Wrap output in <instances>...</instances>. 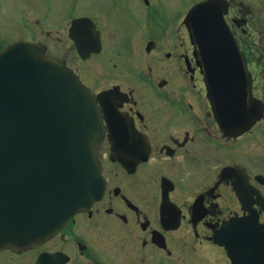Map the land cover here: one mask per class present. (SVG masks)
Listing matches in <instances>:
<instances>
[{
  "label": "flooded vegetation",
  "instance_id": "flooded-vegetation-1",
  "mask_svg": "<svg viewBox=\"0 0 264 264\" xmlns=\"http://www.w3.org/2000/svg\"><path fill=\"white\" fill-rule=\"evenodd\" d=\"M19 1L9 12L18 22L0 28V51L21 41L49 49L47 36H66L71 60H64L102 111L107 186L49 240L0 251V264H233L216 233L250 217L264 228V0H226L225 19L262 109L239 131L218 123L186 25L189 10L208 0H138L139 12L104 0V16L116 8L120 28L142 37L111 53L103 34L114 23L106 17L99 27L89 14L76 15L75 0ZM81 17L95 23L102 39L101 53L84 60L71 37Z\"/></svg>",
  "mask_w": 264,
  "mask_h": 264
},
{
  "label": "water",
  "instance_id": "water-1",
  "mask_svg": "<svg viewBox=\"0 0 264 264\" xmlns=\"http://www.w3.org/2000/svg\"><path fill=\"white\" fill-rule=\"evenodd\" d=\"M220 10L218 2L199 4L187 24L203 50L216 116L224 125L243 127L254 117L247 105L251 92ZM82 37H75L78 48ZM88 38L99 52V36ZM45 54L46 48L26 42L0 53V249L51 238L105 191L100 147L105 128L94 94L64 62ZM250 228L256 232L218 240L235 264L260 263L262 233Z\"/></svg>",
  "mask_w": 264,
  "mask_h": 264
},
{
  "label": "rangeland",
  "instance_id": "rangeland-1",
  "mask_svg": "<svg viewBox=\"0 0 264 264\" xmlns=\"http://www.w3.org/2000/svg\"><path fill=\"white\" fill-rule=\"evenodd\" d=\"M34 1V0H32ZM104 0H75L74 1V12L75 14H89L91 17L95 18L99 27H102L104 24V20H106L104 17L105 11L102 7L104 5ZM19 3L21 1L19 0H0V28H2L3 25H5L7 22L9 23H17L18 21L11 19V16L9 12H16L17 8H20ZM110 4V3H109ZM120 7H123L124 9L129 8L132 12H139L140 6L138 4V0H121L119 2ZM109 6V5H108ZM169 7H173V5L167 4ZM111 8H107L109 10ZM11 16V17H10ZM111 19H110V18ZM110 22H113L114 25L112 26V33L105 32L103 35L105 39V46L107 47L108 52H113L115 49H122L124 47V43H126L127 40L134 38L135 40H139L141 35H138L139 32H136V30L133 33V36H130L132 34H128L124 32L120 28L121 16L116 15V8H113L110 15L108 14L106 17ZM115 18V19H114ZM124 21V20H123ZM117 24V25H116ZM45 38V37H44ZM142 38V37H141ZM61 39V41H59ZM49 46V54L57 57V58H64L70 61L69 53L67 52V40L66 36H57L51 34L50 36H47V42ZM107 52V53H108ZM106 58V56H105ZM103 57H99L96 60L101 64ZM75 62V61H73ZM77 64V63H75ZM99 65V64H98ZM85 66V65H84ZM101 68V66H98Z\"/></svg>",
  "mask_w": 264,
  "mask_h": 264
}]
</instances>
